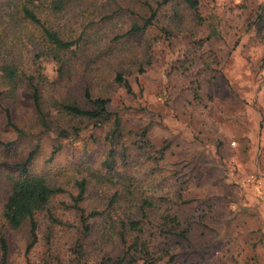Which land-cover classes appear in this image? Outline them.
Masks as SVG:
<instances>
[{
    "label": "rangeland",
    "instance_id": "obj_1",
    "mask_svg": "<svg viewBox=\"0 0 264 264\" xmlns=\"http://www.w3.org/2000/svg\"><path fill=\"white\" fill-rule=\"evenodd\" d=\"M117 1L115 5V0H81L68 14L40 7L39 16L64 37L76 38L94 28L101 36L98 45L105 47L100 61L88 62L97 71L79 74L77 60L79 66L73 63L61 77L60 65L51 56L41 57L34 66L30 63V39L40 38L41 27L23 15L9 22L7 10H20L23 0H0V35L10 30L0 38L6 41V45L0 42V60L6 55L15 58L28 74L38 67L35 73L43 76L47 100H72L87 82L94 84V92L109 87L103 92L111 98L109 110L120 118L122 134L110 139L114 118L100 124L56 111V128L44 131L27 79L18 83L13 96L0 94V235L5 233L10 245L8 264H99L104 257L122 253L121 227L100 217L84 233L75 212L63 205L71 202L78 191L75 183L82 178L88 180L86 209L112 211L118 225L131 216L141 219L145 237L153 239L158 255L157 247L166 244L178 256V264H264V203L247 183L251 174L264 183V38L249 26L264 0H200L206 19L201 25L183 0H174L184 17L181 30L165 37L156 25L130 39L117 36L137 21L138 13L132 12L135 0ZM139 1V10L147 11L145 0ZM91 3L92 10L103 11L99 17L113 14L107 26V20L95 25L97 17L80 13ZM150 41L152 62L140 73ZM103 59L125 72L131 92L124 86H109L111 72L102 66ZM8 88L0 83V91ZM6 108L19 129L8 125ZM74 127L80 128L76 135ZM62 128L71 135L59 136ZM144 130L156 150L169 146L163 159L155 158L161 154L155 149L141 148ZM37 146L32 171L66 188L59 194L63 223L53 225L41 212L38 242L27 252L29 226L10 229L3 223L2 211L9 177L18 174V163ZM239 169L241 179H230L228 172ZM228 189L240 193L225 192ZM224 192L237 202L230 195L223 197ZM238 203L253 206L256 212L231 205ZM167 215L178 216V232H162ZM80 244L83 250L77 253Z\"/></svg>",
    "mask_w": 264,
    "mask_h": 264
},
{
    "label": "trees",
    "instance_id": "obj_2",
    "mask_svg": "<svg viewBox=\"0 0 264 264\" xmlns=\"http://www.w3.org/2000/svg\"><path fill=\"white\" fill-rule=\"evenodd\" d=\"M140 1L135 0L133 4L138 7L132 8V12L138 13V19L131 25V28L118 38L123 37H139L142 36L145 32L150 29H155L154 27H160L161 31L164 33L165 37L174 36L177 30H181V23L183 20L182 13L180 12L179 2L174 0H156L154 3L151 0H145L144 6L147 8V11H140ZM119 2L115 0L114 4ZM182 3H185L194 14V19L196 20L197 25H201L206 20L200 10V0H183ZM81 4V0H23L20 10L16 8L8 9L7 16L9 17V22H14L16 17L21 18L22 15L25 19L30 20L36 25L41 27L42 33L40 38L30 39V50L29 60L30 63H33V66L36 65L40 58L43 56H51L55 61L60 65V76L63 77L66 75L69 70L73 69V63H77V60H80V67H78V72L81 75L87 74L90 71H97L98 67H91L90 62L91 58L94 59L93 62L100 61L99 56L102 54V51L105 47H102L99 44L101 36L95 34L97 29L91 28V32H82L76 38L68 39L64 37L59 30L53 28L52 24L49 22L43 21L39 16L38 10L40 7L42 10L46 9L49 11H54L55 13H70L73 8ZM156 4V5H155ZM169 5V6H168ZM91 6H94L91 3L90 6L81 10L80 13L88 14L90 16L97 17L98 19L95 22V25L98 23L105 22L106 26L108 22H111L113 19V14H105L101 17L98 16L100 11L98 7H93V10L97 11V14L91 9ZM112 6H109L111 8ZM121 7V4L118 8ZM103 8L105 6L103 5ZM143 8V7H142ZM250 27H253L257 33L264 38V4L260 5L256 11V15L252 17ZM10 33V30L0 35V38L7 36ZM18 37V36H17ZM160 35L158 38H161ZM157 38V39H158ZM0 42H3L2 45H6V41L2 39ZM149 45L146 49L145 58L141 59V66L139 67V72L143 73L146 71V64H151V53L152 45L151 41L148 42ZM202 46L201 42H197ZM4 47V46H3ZM91 47V50L89 51ZM9 49V47H8ZM7 49V50H8ZM9 51V50H8ZM112 52V48H111ZM11 52H9L10 54ZM81 55H91L87 60H82ZM10 57V56H8ZM148 58V60H147ZM264 59V58H263ZM123 60H120V63H123ZM106 66V69L111 72L112 80L110 81L109 86L120 85L124 86L129 92L132 91V86L125 72L119 69H115L113 64L107 62L103 59L102 66ZM76 66V64H75ZM30 68H33L30 65ZM38 67L31 73L28 74V70L20 68L17 59L8 58L7 55L5 58L0 60V83L7 84L10 88L0 91V94L6 91L8 96H13L18 87V83L21 81H26L27 79L31 86V98L35 108V113L38 117V122L43 128L44 131H49L56 128L54 122L55 111L57 114L64 113L68 116L78 117L86 119L88 121H95L97 123H105L111 121L114 118V128L109 135L110 139H114L116 134L121 132V122L120 118L113 114L109 110V103L111 98L109 94H105V87L99 89L98 92H94V84L87 82L80 93L76 98L72 100L67 99H56L51 98L47 100L44 98V80L41 73L38 77L36 76L35 71ZM83 71V73H82ZM24 77L22 80L21 77ZM115 84V85H114ZM0 103L2 100L0 99ZM8 125L13 126L15 129H19L18 125L13 121L12 113L9 108H6ZM74 134H78L80 131L79 127H74ZM71 133L65 129H59V136L68 137ZM122 135V134H120ZM142 137L145 140L143 141L142 149H145L147 146L154 151H158L160 156H155L158 160L163 159L165 156V151L169 146H163L161 150H156L157 148L148 138L147 130L142 132ZM235 142V141H234ZM13 142H7L5 145L10 146ZM39 151V147L32 149L25 160L18 163V174L16 176H10L9 181L6 183V201L3 206L2 218L5 226H8L10 229H20L23 225L27 224L30 230V242L27 246V252H29L38 242V215L41 212H46V215L49 217L53 225H61L62 219L59 215L58 208L60 206V193H62L66 188H63L56 183L51 182L45 174H39L32 171L33 160L36 157V154ZM113 155V152L110 153V157ZM107 167L112 168L110 160L106 161ZM78 191L74 195H71L70 203H63V205L71 210H73L76 216L79 219L81 224L80 228L82 232L88 233L92 229L93 220L106 217L105 222L109 223L115 227H121V231L118 232V236L123 243V251L116 258L104 257L99 264H178V256L174 254L168 245L163 244L159 247L160 254H156L154 251V245L152 238L147 239L145 237L144 224L141 219L137 217H130L128 219H120L119 225L117 224L116 217L112 215L111 212L99 211V210H87L84 206L86 200V193L88 189V180L87 178H82L77 180L75 183ZM117 199L118 196L115 195L114 199ZM150 204V203H148ZM112 206V203H111ZM147 215L146 213L144 214ZM166 225L162 228L164 234L176 233L179 231L181 222L176 215H167L165 216ZM52 229V228H51ZM186 231L183 229L181 232L184 237L186 236ZM159 243V242H158ZM84 245V244H83ZM75 250L79 253L83 250V246L80 244ZM10 254V245L7 240L5 233L0 235V264H8Z\"/></svg>",
    "mask_w": 264,
    "mask_h": 264
},
{
    "label": "crops",
    "instance_id": "obj_3",
    "mask_svg": "<svg viewBox=\"0 0 264 264\" xmlns=\"http://www.w3.org/2000/svg\"><path fill=\"white\" fill-rule=\"evenodd\" d=\"M259 141V140H258ZM238 171V172H237ZM237 171H229L228 173L230 174V179H241V176H240V171H241V169H239V170H237ZM261 171V170H260ZM227 182V181H226ZM225 192H228V193H232V194H237V193H240L238 190H234V192H230V189H228L227 191H225ZM225 192L223 193V197H226V195L228 196V195H230V196H228V197H230L234 202H237L236 200H234V196L232 195V194H225ZM243 192V191H242ZM243 195V194H242ZM231 205H235V209H239V210H243V211H253V212H256V209L253 207V206H251V207H249V206H247L248 204H246V203H244V204H240V203H238V205L236 206V204H231ZM230 205V206H231ZM227 209H228V207H227Z\"/></svg>",
    "mask_w": 264,
    "mask_h": 264
},
{
    "label": "built area",
    "instance_id": "obj_4",
    "mask_svg": "<svg viewBox=\"0 0 264 264\" xmlns=\"http://www.w3.org/2000/svg\"><path fill=\"white\" fill-rule=\"evenodd\" d=\"M236 143V142H233ZM236 145V144H233ZM247 183L254 190L257 197L264 203V183L261 178L255 174L248 177Z\"/></svg>",
    "mask_w": 264,
    "mask_h": 264
}]
</instances>
